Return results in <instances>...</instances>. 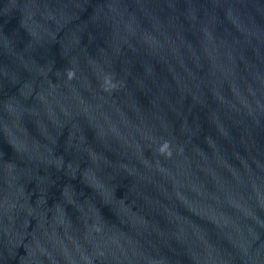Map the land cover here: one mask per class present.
<instances>
[{
  "label": "water",
  "instance_id": "1",
  "mask_svg": "<svg viewBox=\"0 0 264 264\" xmlns=\"http://www.w3.org/2000/svg\"><path fill=\"white\" fill-rule=\"evenodd\" d=\"M0 264H264V0H0Z\"/></svg>",
  "mask_w": 264,
  "mask_h": 264
}]
</instances>
